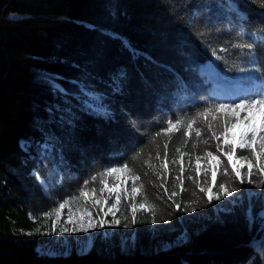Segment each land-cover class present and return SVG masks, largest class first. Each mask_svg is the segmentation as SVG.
Listing matches in <instances>:
<instances>
[{
	"label": "trees",
	"instance_id": "16d2710c",
	"mask_svg": "<svg viewBox=\"0 0 264 264\" xmlns=\"http://www.w3.org/2000/svg\"><path fill=\"white\" fill-rule=\"evenodd\" d=\"M246 42L257 54L264 49L260 0H0V264H264V198L253 195L262 189L230 184L242 189L233 193L235 203L228 197L209 203L187 179L204 184V172L192 169L205 146L192 150L190 139L182 148L192 161L188 166L185 157L182 191L173 179L181 133L153 141L169 118L215 102L200 73L212 56L227 77L253 74L240 68L258 65L232 47ZM53 78L63 91L52 86ZM100 105L110 117L94 110ZM169 136V160L177 164L157 177L163 169L156 152L163 157ZM50 148L92 175L140 152L130 164L141 176L137 184H144L135 203L146 194L155 216L137 210L133 224L132 198H122L121 223L100 234L87 253L41 254L57 233L54 217L43 213L57 203L38 182L40 164L32 154ZM220 159L223 164L227 157ZM227 179L217 174L216 182Z\"/></svg>",
	"mask_w": 264,
	"mask_h": 264
},
{
	"label": "snow or ice",
	"instance_id": "6c2138e0",
	"mask_svg": "<svg viewBox=\"0 0 264 264\" xmlns=\"http://www.w3.org/2000/svg\"><path fill=\"white\" fill-rule=\"evenodd\" d=\"M256 2V0H253ZM261 7H264V0H260ZM230 7L236 8L234 4H230ZM242 20H247V17L240 13ZM234 49H239L240 54H248L250 59L248 63L252 65H258V67H253L248 69L247 67H241L240 71H251L253 74L246 77L236 78L235 83L225 87L227 92L230 94L228 98L220 100L218 98H213L215 102L206 103V105L199 111H196L191 116L180 115L174 118H169L166 121L165 127L158 131L153 137V141L156 137L160 136L162 133H181L179 140L180 146L175 147V153H178V160L180 162L179 174L174 176L173 179L179 181L181 190H184V179L183 174L186 170L185 157H189L188 166H191V155L189 151H182V148H188V142L193 139L191 144V149H197L199 144H203L205 147L202 150L201 155L195 156V168L192 169L197 175L201 171L205 174L204 184H200L198 180H194L192 175L187 177L188 180L193 181L199 187V192L204 193L207 197V201L211 203L213 200L220 201L224 197H232L233 193L239 192L242 189L239 187H229V185H251L255 188H260L262 191L260 193H253V195L260 196L264 198V49H261L260 53L257 54L254 49L256 45L253 42L246 43H235L232 45ZM220 52L227 53V48H220ZM216 55V53H213ZM218 59L222 58L220 56ZM123 76V74H121ZM52 86L59 89L55 83V78L52 80ZM235 97V98H231ZM97 112H102L104 115L110 117V113L107 108L103 105L98 106L94 109ZM257 120L259 124L257 125ZM242 128V130L237 133V129ZM172 137L169 136L168 141L163 145L164 154L161 158L160 152H156V159L160 162L159 167L163 169V173L156 172L155 175L160 177L169 171V163L176 165L177 158H173L171 161L168 156L169 142ZM158 148L159 145H156ZM239 150V155L237 154ZM142 151V150H141ZM223 153L227 157L225 161L220 159V154ZM141 155L137 152L132 157V161H135ZM235 157V163L233 164V158ZM203 159L204 164L207 165L203 169L201 168V160ZM132 161L128 163H122L119 167L109 166L104 169L103 172L99 173L100 176H111L115 175V180H121V174L127 173L123 180V184H127L131 180V198L133 203L130 205L131 208V222L135 224L137 222V208L144 210H153L152 215L155 216V205L150 204L147 195H144L142 201L137 204L135 203L136 194L139 189L144 188V184H137V181L141 180V176L133 171V167H130ZM147 163V162H146ZM223 165H231V169ZM239 165V166H238ZM247 165V171H244V166ZM222 169V171H221ZM255 169V170H254ZM208 173H211V182L208 181ZM217 174L224 177H228L227 180H221L218 184L216 182ZM147 176V172L144 173ZM256 177V179H253ZM37 179L40 176L36 175ZM96 176H92L91 180L95 181ZM166 179V176H165ZM89 181H85L81 188V195L87 196L88 193L84 191L87 187ZM104 187L101 188L103 193L107 189L108 197L113 202L108 206V211L104 213L105 216L111 215L113 220L111 222L106 219H100L99 222H95L92 218L91 212L84 209L81 215H74L69 211L64 220V227L61 228V233L63 232H88L90 228H103L105 224L119 225L121 223L120 219L116 217V212L120 211L118 205H120L122 198L127 199L129 197L128 191L121 195L119 189L121 188V183H113L111 186L108 185V181L102 180ZM207 185V186H205ZM214 188L216 189L214 191ZM95 193V189L92 190ZM115 193V196H112ZM177 192H172L171 197L176 196ZM159 199V197H157ZM78 197H70L68 200H63L58 203V206L53 208L51 211L44 212L43 215L47 218H53L54 222L52 224V231L56 230V225L60 224L62 216L65 214L61 211L67 205H69V200H76ZM107 199L104 203H107ZM97 204L101 203V199L98 198L95 201ZM175 208L177 210L181 209V204L176 203ZM116 209V211H113ZM187 211V207L184 208ZM103 211V207H101ZM195 211V209H193ZM246 215L251 218L252 209L249 208ZM259 216L264 220V210L259 212ZM86 217V218H85ZM31 219L35 217L31 216ZM127 219V217H125ZM155 223V219L152 220ZM67 225H72L71 229ZM127 226V225H125Z\"/></svg>",
	"mask_w": 264,
	"mask_h": 264
},
{
	"label": "rangeland",
	"instance_id": "374dc122",
	"mask_svg": "<svg viewBox=\"0 0 264 264\" xmlns=\"http://www.w3.org/2000/svg\"><path fill=\"white\" fill-rule=\"evenodd\" d=\"M215 62L216 57L212 56L211 60L201 65L200 72L206 78L207 82L211 84V93L213 94V97L223 100L230 96L225 87L235 83L236 78L246 77L249 75L241 74L235 77H226L217 70ZM211 65L215 66L218 74L212 69ZM258 124L259 120H257V125ZM241 130L242 128H238L237 133H239ZM32 155V158L38 160V163L40 164V171L34 174L35 176L37 174L40 176V179L37 180L47 193L53 192L50 198L56 201L57 206L58 203L63 200H68L70 197L74 196L78 197V199L76 200H69V205L61 210L65 215L62 216L60 224L56 225L57 233L53 237H49L51 241L47 245L40 248L41 254L50 257H56L60 255H67L72 251V249H75L78 253H87L100 234L106 232L112 233L117 229V225L109 223L105 224L103 228H90L88 232L68 231L61 233L60 231L61 228L65 226L64 220L66 219V215L69 213V211H71V213L74 215H81L83 210L87 209L91 212L92 218L95 222L98 223L102 218L111 222L113 220V217L110 214L105 216L104 213L108 211V206L113 201L111 199H107V189H105L103 193L100 191L101 188L104 187V185L102 184V180L106 179L109 186H111L113 183H121L122 186L119 189L121 195L123 196V193L125 191H128L129 197H131V180H129L126 185L123 184V180L127 173L121 174L120 181L115 180L116 174H113L111 176L105 175L102 177L99 174L92 175L88 173H80L77 172L74 166L69 162L68 158L64 156L60 152V150L56 151L52 148L46 151H43V149H41L37 152V154L35 153ZM235 162L236 161L234 157L233 164ZM109 166L119 167V165L117 164H105L101 172H103L104 169ZM205 166L206 165L201 162V168L203 169ZM244 168L247 169V165H245ZM92 176L97 177L95 181L91 180ZM85 181H89L87 187L84 189V191L88 193V195L82 196L81 188L84 185ZM93 189H95L94 194L92 193ZM112 196L114 197L115 193H112ZM98 198L101 199V203L99 204L95 202ZM105 199H107V203H104ZM227 199H229L230 202L235 203V199L239 198L228 197ZM220 201L213 200L212 202L220 203ZM101 207H103V211H101ZM118 207L120 208V211L116 212V217L118 219H121L122 211L120 205H118ZM137 210L141 209L137 208ZM113 211H116V209H113ZM67 227L71 229L72 225H67Z\"/></svg>",
	"mask_w": 264,
	"mask_h": 264
},
{
	"label": "bare ground",
	"instance_id": "6f19581e",
	"mask_svg": "<svg viewBox=\"0 0 264 264\" xmlns=\"http://www.w3.org/2000/svg\"><path fill=\"white\" fill-rule=\"evenodd\" d=\"M211 66H212V69L218 74V72H217L215 66H214V65H211ZM216 93H218V92H216Z\"/></svg>",
	"mask_w": 264,
	"mask_h": 264
}]
</instances>
